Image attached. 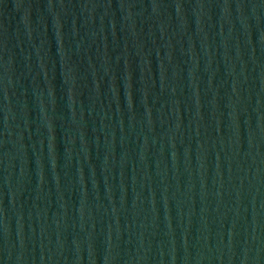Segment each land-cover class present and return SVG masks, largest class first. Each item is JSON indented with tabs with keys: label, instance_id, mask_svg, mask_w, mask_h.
I'll use <instances>...</instances> for the list:
<instances>
[{
	"label": "water",
	"instance_id": "water-1",
	"mask_svg": "<svg viewBox=\"0 0 264 264\" xmlns=\"http://www.w3.org/2000/svg\"><path fill=\"white\" fill-rule=\"evenodd\" d=\"M0 264H264V0H0Z\"/></svg>",
	"mask_w": 264,
	"mask_h": 264
}]
</instances>
